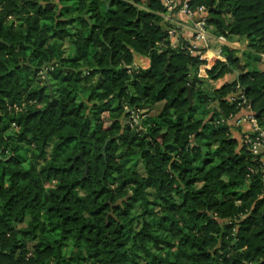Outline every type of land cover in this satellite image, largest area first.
<instances>
[{
  "label": "trees",
  "instance_id": "trees-1",
  "mask_svg": "<svg viewBox=\"0 0 264 264\" xmlns=\"http://www.w3.org/2000/svg\"><path fill=\"white\" fill-rule=\"evenodd\" d=\"M189 6L252 64L172 48L159 0H0V264H264V0Z\"/></svg>",
  "mask_w": 264,
  "mask_h": 264
},
{
  "label": "built area",
  "instance_id": "built-area-1",
  "mask_svg": "<svg viewBox=\"0 0 264 264\" xmlns=\"http://www.w3.org/2000/svg\"><path fill=\"white\" fill-rule=\"evenodd\" d=\"M164 12L160 14L163 23L166 26L165 31L168 36L170 46L172 48L177 47L182 42V48L188 52L192 57L200 56L201 59L207 61V63H214L218 59H222L223 48H228L229 41L221 35H215L206 23V9L201 6L196 10H193L189 6V0H159ZM178 17H184L187 21H190V34L186 37L183 29L179 26L176 19ZM239 100L238 105L242 106L248 111V122L252 126L253 132H260L259 127L250 109V105L246 102L243 96H236ZM131 119L134 123H137V115L132 114ZM232 119H227V124H231ZM248 133L243 134V138L246 142L249 141ZM260 136L263 137L264 133L260 132ZM258 143L253 147V153L258 154ZM264 166V162H263Z\"/></svg>",
  "mask_w": 264,
  "mask_h": 264
},
{
  "label": "crops",
  "instance_id": "crops-1",
  "mask_svg": "<svg viewBox=\"0 0 264 264\" xmlns=\"http://www.w3.org/2000/svg\"><path fill=\"white\" fill-rule=\"evenodd\" d=\"M176 21L178 22L179 26L181 27V29H183L184 33L186 34V37L189 36L190 34V21H187L184 17H178L176 19ZM209 29L213 32V28L209 26ZM229 45L228 48L232 49V50H237L238 51V56L243 58L244 53H246V46L244 43H240V42H236V41H230L228 40ZM136 58L137 56H135L134 58V63L135 65H138L136 62ZM241 58V59H242ZM261 60L264 62V56H261ZM243 62H244V58H243ZM148 60H145V64L142 66H140L141 68L145 69L148 67ZM209 65H212L213 63H208ZM237 74L236 73H232V74H226L224 75L222 78L218 79L217 81L213 82V85L215 84V87H219L225 83H229L235 80ZM248 116L249 113L247 110H245L244 108L239 109V111L233 116L232 120H231V134L232 137L234 139H236L239 143H241V138L242 135L245 132H250L252 130V126L251 124L248 122ZM261 150H263V148H261Z\"/></svg>",
  "mask_w": 264,
  "mask_h": 264
},
{
  "label": "rangeland",
  "instance_id": "rangeland-1",
  "mask_svg": "<svg viewBox=\"0 0 264 264\" xmlns=\"http://www.w3.org/2000/svg\"><path fill=\"white\" fill-rule=\"evenodd\" d=\"M65 51H67L68 52V50H67V48L65 49ZM242 58V57H241ZM243 58H244V62H245V60H246V62L247 63H251L252 64V58L253 57H249V55H247V53H244V55H243ZM243 58L241 59V61L243 62ZM147 58L146 57H142V56H137V58H136V62H137V64L138 65H136V66H138V67H140V66H142L143 67V65L145 64V60H146ZM148 60V59H147ZM149 63V62H148ZM140 65V66H139ZM141 68V67H140ZM215 85V84H214Z\"/></svg>",
  "mask_w": 264,
  "mask_h": 264
},
{
  "label": "water",
  "instance_id": "water-1",
  "mask_svg": "<svg viewBox=\"0 0 264 264\" xmlns=\"http://www.w3.org/2000/svg\"><path fill=\"white\" fill-rule=\"evenodd\" d=\"M107 8H108V4H107ZM186 99L189 100V103L191 104L192 101H191V97H190V88L187 87V95H186ZM84 174H86V169L84 170Z\"/></svg>",
  "mask_w": 264,
  "mask_h": 264
}]
</instances>
